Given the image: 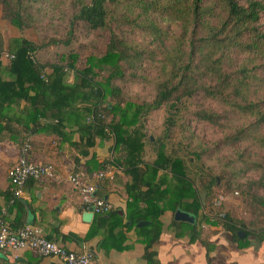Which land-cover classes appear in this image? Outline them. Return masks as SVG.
<instances>
[{"label": "trees", "instance_id": "16d2710c", "mask_svg": "<svg viewBox=\"0 0 264 264\" xmlns=\"http://www.w3.org/2000/svg\"><path fill=\"white\" fill-rule=\"evenodd\" d=\"M60 1L62 8L54 6L55 0L51 6L46 0V8L43 0H0L1 19L22 32L47 18L63 19L65 37L51 43L68 49L65 65H45L37 58L35 42L24 37L4 42L0 34V55L12 56L7 65L0 61V134L21 145L26 135L53 132L61 135L62 144L79 145L83 156L97 139L110 141L112 156L100 162L92 155L85 167L90 174L111 166L130 177L125 212L94 215L85 237L73 240L87 241L102 226L134 229L143 236L146 263L157 264L153 247L162 232L160 217L180 210L194 223L173 220L177 235L190 232L195 238L201 222L218 219L239 245H249L248 237L264 243V198L252 195L262 212L255 231L244 230L229 213L209 216L205 201L218 181L208 163L218 150L200 146L186 160L170 141L184 117L181 112L195 100L204 104L194 117L225 133L218 146L251 139L264 128V0ZM79 31L86 37L108 34L104 51L87 56L82 68L73 50ZM149 68L154 75L146 73ZM140 82L154 87V97L141 104L127 101L124 91ZM209 102L215 107L206 106ZM159 110L167 114L164 130L152 140L147 118ZM73 134L77 142H71ZM255 139L264 151V135ZM235 158L219 170L233 173L225 177L229 189H241L247 173L240 163L244 153L236 151ZM203 166L209 173H202ZM14 199L11 186L9 200ZM242 229L246 237L240 239Z\"/></svg>", "mask_w": 264, "mask_h": 264}, {"label": "crops", "instance_id": "0c3cea01", "mask_svg": "<svg viewBox=\"0 0 264 264\" xmlns=\"http://www.w3.org/2000/svg\"><path fill=\"white\" fill-rule=\"evenodd\" d=\"M5 54L0 56L2 65L8 64L3 60L7 58ZM46 122L54 125L56 121ZM68 130L65 129L66 132ZM25 141L30 144L28 161L52 164L55 178L29 181L22 197L13 202L9 200L11 186L7 172L17 161ZM77 141L78 135L73 134L71 142ZM110 145V141L97 139L95 146L88 149L89 155L83 156V149L79 145L62 144L61 135L53 132L26 135L21 145L19 141L12 140L9 134H0V222L11 229L36 226L46 239L70 251L91 254L96 264H147L143 257V236L134 229L127 230L119 225L102 226L99 233L87 241L77 243L73 240L75 236L81 239L85 237L94 216L90 223L82 220V212L88 209L82 205L77 189L68 180L69 176L77 175L87 183L96 185L98 197L110 202L114 210L125 212L129 200L125 187L130 177L111 166L90 174L85 167V162L92 155L100 162L109 159L112 156ZM99 173L103 174L101 178H97ZM20 206L26 213H20ZM208 210L212 209L205 208L207 214L212 216L214 211ZM173 220L179 221L171 211L164 212L160 217L162 232L153 247L157 264H264V243L257 244L253 237H248L249 245H239L218 219L201 222L195 238L191 237L190 232L177 235ZM0 264L63 263L56 257H39L30 251H5L0 252Z\"/></svg>", "mask_w": 264, "mask_h": 264}, {"label": "rangeland", "instance_id": "374dc122", "mask_svg": "<svg viewBox=\"0 0 264 264\" xmlns=\"http://www.w3.org/2000/svg\"><path fill=\"white\" fill-rule=\"evenodd\" d=\"M45 1L46 0H43L42 2V6L44 8L48 5L47 3H44ZM47 1L50 3V6L51 3L54 2V0ZM59 3H61L60 0H55L54 6L62 8V4L60 5ZM62 20L63 19L59 18L54 20L47 18L42 23L22 32L2 20L0 13V34L4 42H6L9 38L18 37H24L35 42L40 48L37 58L45 65H65L64 55L65 52H68V49L63 50L59 47L53 46L51 43L52 40H59L65 37L64 33L66 30L64 29ZM107 36L108 34L105 32L86 37V35L79 31V38L74 44L73 49L79 56L76 63L79 68L84 66L87 56L100 54L104 51ZM3 60L8 63L10 62L7 58H3ZM146 73L154 75L155 69L149 68ZM153 97L154 87L145 82L131 84L124 91V98L135 104H141L143 101H151ZM203 104L204 103L199 100L187 103V108L184 112H181V116L184 115V117L181 120H178L177 126L170 133V141L172 144H177L179 147V149L176 147L177 151L175 152L178 153L177 155L182 156L185 159L189 154H192V152L199 151L200 146H202L205 150L210 147L211 149L213 148L218 150L213 156V159L208 163L213 166L212 171L209 172L215 175L218 182L213 188L211 197L206 199L205 208H210V204H212L213 200L222 193L226 197V201L221 207V212L224 214L229 213L235 220L242 223L244 230L246 229L250 232L255 231L257 227L261 225L260 221L262 219V212H259V208L252 199V195L264 198V151H261L255 138L258 135H264V128L255 134L251 139L244 138L236 141L234 144L230 142L223 146H218L221 139L225 136V133H223L218 126L210 125L201 120H197L194 117V112L200 109L199 106H203ZM206 106H209L210 108L215 107L214 104L210 102L209 104H206ZM166 115L165 110H159L152 112L147 118L146 133L152 140L157 135L163 133ZM248 123H250V120L246 121V125ZM236 151L244 153V158L240 163L242 169L247 170V173L244 174L245 179L240 180V183L242 184L241 189L237 187L229 189L227 187L228 182L225 177H230L233 173L228 172L221 175L219 170L220 166H222L225 162H229L230 160L235 161ZM218 159L221 161L217 163L216 161ZM201 163L202 161L199 162V164ZM189 167L191 171H197L195 168L197 166L189 164ZM206 170L207 168L203 166L202 173H209ZM203 176L204 178L206 177L205 175ZM253 183L255 184L253 185ZM249 187L251 188L248 189ZM244 237H246V234Z\"/></svg>", "mask_w": 264, "mask_h": 264}, {"label": "built area", "instance_id": "2783aa9c", "mask_svg": "<svg viewBox=\"0 0 264 264\" xmlns=\"http://www.w3.org/2000/svg\"><path fill=\"white\" fill-rule=\"evenodd\" d=\"M5 56L12 58L8 54H5ZM29 150L30 144L25 141L20 149L17 161L12 164L7 172V178L12 186L15 199L22 197L28 181H44L55 178V169L52 164H32L26 160ZM102 176L103 174L99 173L97 178ZM68 180L77 189L80 201L85 206L84 208H92L93 215L107 214L113 211L114 207L110 202L97 196L96 185L87 183L77 175L69 176ZM225 201L226 197L220 194L211 204L212 211L219 212V218L224 217L221 207ZM5 251H30L39 257H56L63 264H96L91 254L87 252L77 254L69 251L60 244L46 239L41 230L32 225L11 229L7 224L0 222V252Z\"/></svg>", "mask_w": 264, "mask_h": 264}, {"label": "water", "instance_id": "95a60500", "mask_svg": "<svg viewBox=\"0 0 264 264\" xmlns=\"http://www.w3.org/2000/svg\"><path fill=\"white\" fill-rule=\"evenodd\" d=\"M92 208H89L88 210H84L82 212V220L86 223H90L93 218ZM175 219L179 221H185V222H193L194 219L192 216H190L187 213L177 211L175 213ZM144 223H140L139 225H143ZM237 236L239 238H243L245 236V232L243 230L237 232Z\"/></svg>", "mask_w": 264, "mask_h": 264}]
</instances>
